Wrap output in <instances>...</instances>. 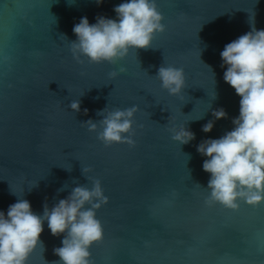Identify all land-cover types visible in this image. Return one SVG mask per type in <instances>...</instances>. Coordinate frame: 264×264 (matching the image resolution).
I'll return each instance as SVG.
<instances>
[{"label": "water", "instance_id": "1", "mask_svg": "<svg viewBox=\"0 0 264 264\" xmlns=\"http://www.w3.org/2000/svg\"><path fill=\"white\" fill-rule=\"evenodd\" d=\"M121 2L0 0V211L23 198L41 214L73 187L90 188L81 170L88 167L108 198L96 210L103 236L89 250L91 264H264V203L206 205L209 174L196 151L233 127L239 97L223 80L220 52L251 25L264 29V0H156L164 31L150 47L115 64L78 63L69 50L73 25L115 19ZM162 64L183 68L182 96L161 88ZM112 71L119 74L109 79ZM133 104L134 147L105 146L81 125L100 121L106 107ZM217 108L227 117L204 133ZM183 124L195 139L181 145L169 129ZM62 235L45 222L43 247L28 264H58Z\"/></svg>", "mask_w": 264, "mask_h": 264}, {"label": "clouds", "instance_id": "2", "mask_svg": "<svg viewBox=\"0 0 264 264\" xmlns=\"http://www.w3.org/2000/svg\"><path fill=\"white\" fill-rule=\"evenodd\" d=\"M103 2L95 0L97 6ZM113 11L115 19L101 15L89 23L87 17H81L73 25L76 39L70 42L69 50L78 63L87 60L90 64H115L124 60L130 49L150 47L153 37L164 31L156 0H122ZM220 58L223 80L239 97V110L231 130L196 146V151L205 157L202 170L209 174L204 203L236 210L243 202L256 208L264 203V29L251 25L250 31L224 45ZM124 71L123 67L119 69V73ZM119 73L110 72L109 79ZM155 77L168 95L182 96L186 87L183 68L162 64ZM69 108L79 112L80 101L72 100ZM138 111L135 104L114 110L106 107L97 113L103 117L100 121L89 119L81 125L96 133L97 140L105 146L126 143L134 147L133 122ZM211 115L213 119L202 125L204 133L212 130L215 120L227 117L223 108L213 110ZM169 132L171 139L181 145L195 139L185 124ZM81 170L91 187H73L51 208L45 203L41 214L33 212L30 202L23 198L10 204L6 212L0 211V264H28L37 245L43 247L39 238L45 222L52 236L63 234L61 246L53 248L58 264H91L89 250L103 236L96 210L108 198L100 180L89 175L91 169Z\"/></svg>", "mask_w": 264, "mask_h": 264}]
</instances>
